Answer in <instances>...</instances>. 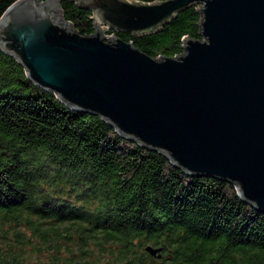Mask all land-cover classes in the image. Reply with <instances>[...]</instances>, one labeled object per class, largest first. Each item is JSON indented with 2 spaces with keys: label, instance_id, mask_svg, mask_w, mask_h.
Here are the masks:
<instances>
[{
  "label": "trees",
  "instance_id": "trees-1",
  "mask_svg": "<svg viewBox=\"0 0 264 264\" xmlns=\"http://www.w3.org/2000/svg\"><path fill=\"white\" fill-rule=\"evenodd\" d=\"M14 1L0 0V17ZM60 6L79 33L94 31L91 10ZM200 18L191 5L157 32H108L176 56L185 36L201 37ZM0 264H264V212L228 181L188 175L70 109L0 49Z\"/></svg>",
  "mask_w": 264,
  "mask_h": 264
},
{
  "label": "water",
  "instance_id": "water-1",
  "mask_svg": "<svg viewBox=\"0 0 264 264\" xmlns=\"http://www.w3.org/2000/svg\"><path fill=\"white\" fill-rule=\"evenodd\" d=\"M60 1L15 0L0 17V49L27 78L184 173L228 181L264 212V0H74L93 12L90 34ZM191 5L201 37L185 36L176 56L103 35L157 32Z\"/></svg>",
  "mask_w": 264,
  "mask_h": 264
},
{
  "label": "rangeland",
  "instance_id": "rangeland-1",
  "mask_svg": "<svg viewBox=\"0 0 264 264\" xmlns=\"http://www.w3.org/2000/svg\"><path fill=\"white\" fill-rule=\"evenodd\" d=\"M103 35L106 37V38H109V37H111V33L110 32H108V31H106V32H104L103 33Z\"/></svg>",
  "mask_w": 264,
  "mask_h": 264
}]
</instances>
